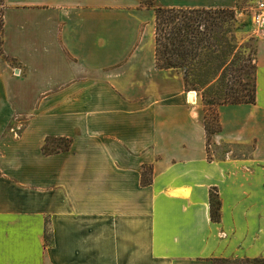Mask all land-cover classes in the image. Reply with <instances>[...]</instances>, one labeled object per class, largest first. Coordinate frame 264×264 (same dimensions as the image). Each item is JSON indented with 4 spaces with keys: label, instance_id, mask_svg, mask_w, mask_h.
Returning a JSON list of instances; mask_svg holds the SVG:
<instances>
[{
    "label": "crops",
    "instance_id": "crops-1",
    "mask_svg": "<svg viewBox=\"0 0 264 264\" xmlns=\"http://www.w3.org/2000/svg\"><path fill=\"white\" fill-rule=\"evenodd\" d=\"M235 7L0 0V264L264 259V35L255 103L218 106L208 141L199 94L155 65L156 8Z\"/></svg>",
    "mask_w": 264,
    "mask_h": 264
},
{
    "label": "trees",
    "instance_id": "trees-1",
    "mask_svg": "<svg viewBox=\"0 0 264 264\" xmlns=\"http://www.w3.org/2000/svg\"><path fill=\"white\" fill-rule=\"evenodd\" d=\"M236 24L231 10L156 8V68L179 71L185 88L198 92L206 106L254 104L255 58L251 56L255 57V40L246 55V47L235 35L240 29ZM204 128L208 141L218 130V123L210 129L204 122ZM48 142L42 148L44 152ZM217 210V203L212 199L214 220ZM245 262L264 264V259Z\"/></svg>",
    "mask_w": 264,
    "mask_h": 264
},
{
    "label": "rangeland",
    "instance_id": "rangeland-1",
    "mask_svg": "<svg viewBox=\"0 0 264 264\" xmlns=\"http://www.w3.org/2000/svg\"><path fill=\"white\" fill-rule=\"evenodd\" d=\"M262 2L264 0H237L235 9L231 10L234 13L235 20L237 24L235 26H239L240 29L237 30L235 33L238 41L240 44L246 47L245 53L246 55L250 52V49L253 47L254 40L258 39L255 35V26L250 25L249 17L251 11L254 9L257 3ZM253 59L255 58L254 55L251 56ZM252 70H250L251 75ZM251 78L253 75L250 76ZM190 92L198 93L194 90H189ZM199 94V93H198ZM200 98L201 95L199 94ZM202 101V98H201ZM204 106V113H203V121L206 122L208 128L213 129L217 127V115H216V108L209 107L204 105L205 103L202 101ZM65 142H58V141H49L47 146L45 147V153H52L57 150H62L66 147ZM214 201V199H213ZM215 264H257V263H248L245 260L240 261H231V260H215Z\"/></svg>",
    "mask_w": 264,
    "mask_h": 264
},
{
    "label": "built area",
    "instance_id": "built-area-1",
    "mask_svg": "<svg viewBox=\"0 0 264 264\" xmlns=\"http://www.w3.org/2000/svg\"><path fill=\"white\" fill-rule=\"evenodd\" d=\"M251 12V19L255 26L256 37L264 35V3H257Z\"/></svg>",
    "mask_w": 264,
    "mask_h": 264
},
{
    "label": "bare ground",
    "instance_id": "bare-ground-1",
    "mask_svg": "<svg viewBox=\"0 0 264 264\" xmlns=\"http://www.w3.org/2000/svg\"><path fill=\"white\" fill-rule=\"evenodd\" d=\"M191 96H192V98L194 99V97H195V93H194V92L191 93Z\"/></svg>",
    "mask_w": 264,
    "mask_h": 264
}]
</instances>
